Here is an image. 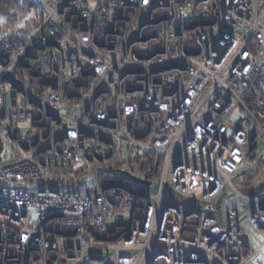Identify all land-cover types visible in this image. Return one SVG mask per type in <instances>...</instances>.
Returning <instances> with one entry per match:
<instances>
[{
	"label": "built area",
	"instance_id": "built-area-1",
	"mask_svg": "<svg viewBox=\"0 0 264 264\" xmlns=\"http://www.w3.org/2000/svg\"><path fill=\"white\" fill-rule=\"evenodd\" d=\"M35 1L0 42V264H255L264 0Z\"/></svg>",
	"mask_w": 264,
	"mask_h": 264
},
{
	"label": "trees",
	"instance_id": "trees-1",
	"mask_svg": "<svg viewBox=\"0 0 264 264\" xmlns=\"http://www.w3.org/2000/svg\"><path fill=\"white\" fill-rule=\"evenodd\" d=\"M37 6L35 0H3V4H0V16L13 15V18H11L12 22L22 19V24L18 30L17 36H13L10 39H15L24 43L35 33L43 18L42 13H35ZM25 11H34L32 15L34 17L29 18V16L25 15ZM114 166L119 167V162L116 161ZM132 171L134 173L138 172L147 178L157 179L158 177V169L156 167L153 168L151 158L145 160V163L142 165L132 168ZM107 173H113V170H108L105 174ZM261 173H264L262 169H256L241 176L238 180L240 181L242 191L252 194L255 187L260 183L256 181L260 178L259 174Z\"/></svg>",
	"mask_w": 264,
	"mask_h": 264
},
{
	"label": "rangeland",
	"instance_id": "rangeland-1",
	"mask_svg": "<svg viewBox=\"0 0 264 264\" xmlns=\"http://www.w3.org/2000/svg\"><path fill=\"white\" fill-rule=\"evenodd\" d=\"M35 13H42L39 9V7L37 6L35 9ZM31 12V13H30ZM25 11V15L29 16V18H33L34 16L33 13L34 11ZM31 14V15H30ZM11 18H13V15H7V16H0V42H7L10 40H15V39H10L13 36H17L18 30L21 27L22 24V19H20L19 21H14L12 22ZM62 112L64 114H66V108L62 109ZM242 118V113H240V111H236L232 114V116L229 119V123L232 126L237 127L238 126V121ZM122 162H124L123 159L119 160V164H122ZM260 178L257 179L256 182H262L264 181V173L259 174ZM158 185L157 180L153 181L152 187L151 189L154 190ZM234 185L236 186V188L239 191H242V187L240 185V181L236 180L234 181ZM23 189H27L30 193H33L34 191H38L41 187L40 184H33V185H22ZM169 194V187L166 186L165 188V196H168ZM234 194L231 191H227L226 192V196L227 197H232ZM233 202L237 205L240 206L236 209L238 215L243 214L246 210L247 207L246 206H242V204L239 203V200L234 199ZM34 220V218H33ZM245 231L247 232L250 240L253 242L255 248H256V256L254 258V263L255 264H264V234L263 233H254L251 229H249V227L245 226ZM96 252L95 251H85L82 255V261L87 260L89 256L91 255H95Z\"/></svg>",
	"mask_w": 264,
	"mask_h": 264
},
{
	"label": "water",
	"instance_id": "water-1",
	"mask_svg": "<svg viewBox=\"0 0 264 264\" xmlns=\"http://www.w3.org/2000/svg\"><path fill=\"white\" fill-rule=\"evenodd\" d=\"M116 172H119V170H116ZM122 173H123V175H124L126 178L130 179L132 182H134V183H136V184H139V185H142V186H149V185H150L149 182H147V181H145V180H143V179H140V178H138V177L132 175V174L129 173V172H122ZM262 192H264V181L261 182L260 184H258V185L255 187L253 193H254V194H259V193H262Z\"/></svg>",
	"mask_w": 264,
	"mask_h": 264
},
{
	"label": "snow or ice",
	"instance_id": "snow-or-ice-1",
	"mask_svg": "<svg viewBox=\"0 0 264 264\" xmlns=\"http://www.w3.org/2000/svg\"><path fill=\"white\" fill-rule=\"evenodd\" d=\"M0 4H3V0H0Z\"/></svg>",
	"mask_w": 264,
	"mask_h": 264
},
{
	"label": "crops",
	"instance_id": "crops-1",
	"mask_svg": "<svg viewBox=\"0 0 264 264\" xmlns=\"http://www.w3.org/2000/svg\"><path fill=\"white\" fill-rule=\"evenodd\" d=\"M263 171H264V170H263ZM262 182H263V181H262ZM260 183H261V182H260ZM260 183H259V184H260Z\"/></svg>",
	"mask_w": 264,
	"mask_h": 264
}]
</instances>
